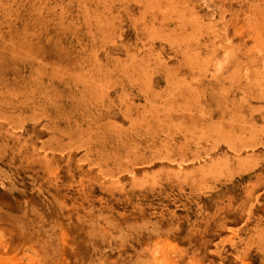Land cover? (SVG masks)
I'll list each match as a JSON object with an SVG mask.
<instances>
[{"label": "rangeland", "instance_id": "374dc122", "mask_svg": "<svg viewBox=\"0 0 264 264\" xmlns=\"http://www.w3.org/2000/svg\"><path fill=\"white\" fill-rule=\"evenodd\" d=\"M141 1L0 54V264H264V0Z\"/></svg>", "mask_w": 264, "mask_h": 264}, {"label": "bare ground", "instance_id": "6f19581e", "mask_svg": "<svg viewBox=\"0 0 264 264\" xmlns=\"http://www.w3.org/2000/svg\"><path fill=\"white\" fill-rule=\"evenodd\" d=\"M34 1L33 3H31L28 6H24V5H20L17 4L15 10H13L11 7L6 8L5 10L7 12H5L6 17L8 18V21L10 20V17L17 15L19 17V19L21 20L22 24L23 23H28L29 27L27 31H25L27 29V27L23 26V31L19 30L18 27H15L16 25L14 24H7V27L2 29L0 26V42H2V46L0 50V54L4 52V50H9V51H13V53H19L20 50L13 48V42H11L13 40L14 36H21L24 32V40L27 37H33L34 35L39 36V37H43V41H45L46 38H50L52 36H56L55 34V29H54V25H52L53 23L50 22H54V21H58L60 23H63L61 20L62 18H57L55 20H50L49 17L52 15V8H51V2L50 0H40L39 2H37L38 0H32ZM86 1H84L85 3ZM89 3H93L95 5H105L106 0H88ZM65 6L63 7H69L70 5L74 4L75 2L73 1H65L63 2ZM79 4V3H77ZM136 4L138 6L142 5L143 2L141 0H136ZM12 22V21H11ZM58 26H62V25H58ZM32 28V29H31ZM31 29V30H30ZM46 29V30H44ZM43 30V31H42ZM55 34V35H54ZM21 38V37H19ZM23 40V38H22ZM22 42V41H21ZM25 42V41H24ZM23 42V43H24ZM44 47L43 44H41V48H39V50L37 51L38 54H41L43 52L42 48ZM40 50L42 52H40ZM211 53V52H210ZM209 53V54H210ZM244 60V64L248 61H253L255 59H252L251 57L245 56V59H243V57L239 56L235 59V64L238 66L242 65V62ZM219 63H215L216 66H218ZM16 65L11 68H15ZM33 68V67H32ZM218 69V68H217ZM170 78V80H169ZM173 78L169 75L168 71H163L161 74V78L160 81L163 83L164 86H168L171 82H172ZM181 80H184V78L182 77ZM205 85H212V83H206ZM218 85V84H215ZM193 87L198 88V87H202V83L200 81H196L194 82ZM188 88H189V84H188ZM170 90V89H168ZM15 99L14 96H9L6 98L5 100V106H8V109H16V110H21V108H24V105H26L29 102H36V107H41L42 105L44 106V102L43 99L41 97H39V99L37 98H33L32 95L27 94L25 96L24 99H21V102ZM87 140H82L80 142H78L79 146L83 145L87 151H91V139H89L88 137H86ZM95 151V150H94ZM92 168H89V170H79V172H81L82 174H92L94 176V174L92 173ZM102 172H107V173H115L117 174V171H113L110 169H102ZM92 192L94 193L96 191V187L92 186L91 187ZM150 196L147 194V197Z\"/></svg>", "mask_w": 264, "mask_h": 264}]
</instances>
